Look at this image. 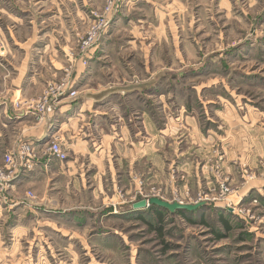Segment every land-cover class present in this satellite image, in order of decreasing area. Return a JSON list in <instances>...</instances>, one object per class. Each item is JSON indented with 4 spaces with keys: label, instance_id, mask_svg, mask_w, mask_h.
<instances>
[{
    "label": "rangeland",
    "instance_id": "rangeland-1",
    "mask_svg": "<svg viewBox=\"0 0 264 264\" xmlns=\"http://www.w3.org/2000/svg\"><path fill=\"white\" fill-rule=\"evenodd\" d=\"M100 19L104 29L83 52V40ZM68 74L82 98L90 93L104 100L110 86L126 92L139 83L140 93L154 87L158 99L140 94V100L143 105L155 100L149 103L162 128L160 157L140 164L110 157L105 176V171L92 176L95 168L82 162L86 190L73 193L56 173L40 179L57 161L50 157L47 167L22 177L0 202V264H264V186L248 193L239 188L263 170L244 166L241 182L232 184L216 144L205 148V177L200 159L193 170H179L174 142L188 129L177 109L168 110L180 105L187 110V100L205 124L204 104L220 107L217 95L228 107H240L241 116L249 104L264 108V0H0V104L8 101L13 113L14 89L26 87L34 100L48 82ZM122 106L129 110L126 100ZM28 117L30 125L38 123ZM0 130L1 165L7 147L16 149L26 139L20 127ZM9 137H17V143L7 146ZM34 175L36 182L28 185ZM103 181L108 187L98 192ZM220 183L231 187L228 198L183 211L188 215L157 206L132 209L148 197L193 201L209 190L217 197ZM28 192L36 197L29 199ZM239 194L244 212L233 213L225 203L237 204ZM75 214L80 223L64 220ZM221 217L231 224L229 231Z\"/></svg>",
    "mask_w": 264,
    "mask_h": 264
},
{
    "label": "crops",
    "instance_id": "crops-1",
    "mask_svg": "<svg viewBox=\"0 0 264 264\" xmlns=\"http://www.w3.org/2000/svg\"><path fill=\"white\" fill-rule=\"evenodd\" d=\"M20 48L26 50L23 46ZM25 70L26 68H23V74ZM84 74L86 75V73ZM180 75H182V72ZM83 78L85 79V76L81 79ZM139 86V83L131 87L128 86L129 89H126V92L129 93L124 91L123 86H110L108 87V95L104 97L105 101L100 100L103 97H98L97 94L92 95L88 91L86 93L89 94L84 98L82 96L76 100L64 98L58 105L51 124L50 122H38L35 125H30L31 121L26 119L28 116L20 112L21 110H18L14 105L17 99L29 97L26 93V87L25 89H14L13 94H11V96L13 95V113H10L8 101H1L0 126L3 129L5 127H13L14 129L20 127L23 130L21 139L33 140L36 143L45 139L48 135H52L54 132L56 135L61 136L62 144L68 152V160L65 162L54 160L52 162V170L49 171L47 168L48 170L46 172L42 171L40 173V179H50L52 173H56L62 176L64 181L66 180V183H70L71 188L67 189V192L73 193L75 190L83 192L86 190L88 180L84 179L82 174V162H88L89 166L95 168L92 176H97L101 171H105L103 174L105 176L110 172V157L114 161H118L119 159L122 161H131L136 164H140L145 160L155 162L160 157V152L156 146L161 145V139L163 137L162 128L155 110H150L153 104L149 103L151 101L155 102V100H146L147 105H143L140 100V94L147 95V99L149 97H156L158 99V95L155 93L157 91L152 87L147 92L144 90V93H140ZM128 87L125 86V88ZM17 92L20 93V96L16 94ZM217 97L222 102L220 107L212 105L217 103H209L210 101H206L205 104L203 103L204 107H206V113H209L208 121L205 124L198 117V114H195L196 111L194 113V105L189 103V101L186 100L187 110L181 105L179 106L180 109L179 107L169 106L168 110L171 113H174L176 109L177 112H180V116L182 115L185 121L182 125L188 129V131L183 133L184 136L181 135L178 140L175 138L174 154L178 153L177 149L180 154L177 159V162H179L177 168L181 171L193 170L194 161L200 159V170L203 169L200 175L201 177L202 175L205 177L207 166L205 158L208 151L205 148H208L209 144H216L225 154L222 162L224 174H228L232 184H236V182H241L242 180V168L244 166L257 168L259 165V157L264 154V108L259 109L258 106L249 104L245 115L241 116L239 111L240 107H228L224 104L226 102L224 101L225 99L218 95ZM124 100L127 101V107L129 109L127 111V108L124 107L125 113L122 111V103ZM101 101L103 103H100ZM173 101L177 102V98H174ZM95 102L97 104L93 105ZM118 103L121 107L118 106ZM134 108L135 110L130 113V109ZM118 109L120 111L116 115ZM113 111H115V114ZM220 124L224 126V130L220 128ZM174 127L178 128V124H175ZM168 131V135L171 136L172 132L170 128ZM2 139L3 135L0 130V145ZM4 142L7 146L15 145L17 143V137H9ZM8 148L6 151H8ZM22 177L24 179L27 178V176ZM34 178H36L35 175L31 177L30 181H27V184H34L36 182ZM24 179L23 181H25ZM252 180L242 181V184L239 185L240 191L244 193L256 189L261 191L260 188L264 186V177ZM105 187L107 188L108 185L104 184L103 181L102 184H98L97 191L101 192ZM45 210L48 211L51 209L46 208ZM185 215L188 214L185 213ZM75 216L76 214L72 219L65 218L64 220H72L76 224L80 223L82 220H77L80 218ZM72 235L74 234L70 236Z\"/></svg>",
    "mask_w": 264,
    "mask_h": 264
},
{
    "label": "built area",
    "instance_id": "built-area-1",
    "mask_svg": "<svg viewBox=\"0 0 264 264\" xmlns=\"http://www.w3.org/2000/svg\"><path fill=\"white\" fill-rule=\"evenodd\" d=\"M111 7L112 2L109 3L108 10L111 9ZM96 24L93 26L92 30L88 32L87 37L82 42L81 47L83 48V52L92 47L101 32L98 31L103 30L105 27V21L103 19L96 20ZM76 86L75 82H70V76L68 74L61 79L48 82L41 95L36 99H17V101L14 102V105L18 110H21L20 112L24 115L33 117L38 122H50L51 124L58 105L64 98L71 100L79 98V90ZM47 138L38 143L29 140H22L19 142L16 149L6 151L2 164L0 165V202L7 200L9 191L14 189L16 183L22 178V176H29L34 173L36 167L40 165L47 167L49 165L47 160L50 157L60 162H65L67 160L68 152L62 144L61 136L54 134L48 135ZM259 166L263 170L259 176L264 177V156L260 158ZM216 168H219V166L216 165ZM256 175H250V178L255 179ZM208 192L212 191L209 190L204 195H202L201 192L199 198L193 201H184L182 199H175V201L184 204H195L205 201L207 204L209 200L227 199L228 197L225 196L232 191L229 185L220 183L219 194L217 197L209 196V194H207ZM28 197L30 199L35 198L36 196L32 192H28ZM243 198L244 196H240L237 204L227 200L225 203L227 209L233 213H237L238 211L239 213H243V209L239 206V203ZM145 199H149V197ZM253 202H257V200L254 199Z\"/></svg>",
    "mask_w": 264,
    "mask_h": 264
},
{
    "label": "water",
    "instance_id": "water-1",
    "mask_svg": "<svg viewBox=\"0 0 264 264\" xmlns=\"http://www.w3.org/2000/svg\"><path fill=\"white\" fill-rule=\"evenodd\" d=\"M47 138V137H46ZM46 138L44 140H46ZM48 139V138H47ZM151 206H157L158 208H163L168 210L170 213L175 214L180 211H194L201 207L206 206L205 201H201L195 204H184L177 201L169 202L159 197H151L149 199H140L132 204L133 209H145Z\"/></svg>",
    "mask_w": 264,
    "mask_h": 264
},
{
    "label": "trees",
    "instance_id": "trees-1",
    "mask_svg": "<svg viewBox=\"0 0 264 264\" xmlns=\"http://www.w3.org/2000/svg\"><path fill=\"white\" fill-rule=\"evenodd\" d=\"M260 197H261V196H260ZM263 199H264V198L261 197V200H263ZM199 209H200V208H199ZM196 211H197V210H196ZM196 211H195V212H196ZM189 212H190V211H189ZM191 212H193V211H191ZM184 213H185V212H183V211L177 212V214H180V215H184ZM223 218H224V217H221V219H222L223 222H224V226L226 227V230L229 231V230L231 229L232 226H231V224H230L227 220H224ZM217 237H218V238H221V237H224V235H221V234L218 233V234H217Z\"/></svg>",
    "mask_w": 264,
    "mask_h": 264
}]
</instances>
